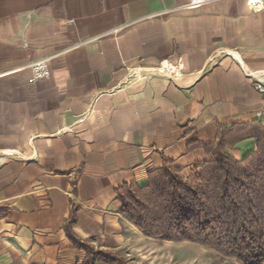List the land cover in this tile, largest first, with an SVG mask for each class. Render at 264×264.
<instances>
[{"label":"crops","instance_id":"obj_1","mask_svg":"<svg viewBox=\"0 0 264 264\" xmlns=\"http://www.w3.org/2000/svg\"><path fill=\"white\" fill-rule=\"evenodd\" d=\"M42 59L50 74L31 82ZM162 60L181 75H151ZM256 80L264 8L247 0H0V264L83 261L71 210L77 238L136 262L157 238L117 188L146 185L164 158L196 180L220 127L258 123ZM256 141L225 151L240 159Z\"/></svg>","mask_w":264,"mask_h":264},{"label":"trees","instance_id":"obj_2","mask_svg":"<svg viewBox=\"0 0 264 264\" xmlns=\"http://www.w3.org/2000/svg\"><path fill=\"white\" fill-rule=\"evenodd\" d=\"M247 137L257 139L255 151L236 159L225 149ZM196 180L184 177L167 158L148 174V183L124 184L116 192L122 213L144 235L165 241L195 242L236 264H264V124L220 127L207 149ZM71 210L65 232L85 252L77 264H137L120 250L100 249L72 231Z\"/></svg>","mask_w":264,"mask_h":264},{"label":"rangeland","instance_id":"obj_3","mask_svg":"<svg viewBox=\"0 0 264 264\" xmlns=\"http://www.w3.org/2000/svg\"><path fill=\"white\" fill-rule=\"evenodd\" d=\"M133 254L139 264H236L235 258L189 241L150 240L136 248Z\"/></svg>","mask_w":264,"mask_h":264},{"label":"built area","instance_id":"obj_4","mask_svg":"<svg viewBox=\"0 0 264 264\" xmlns=\"http://www.w3.org/2000/svg\"><path fill=\"white\" fill-rule=\"evenodd\" d=\"M207 0H189V6L199 5ZM252 10H260L264 8V0H247ZM31 70L29 80L36 82L49 76L50 71L46 59L37 60L29 64ZM181 63H173L169 60H162L150 70L151 75H160L170 79H176L181 75ZM255 89L263 98V105L257 112V120L264 124V80L255 81Z\"/></svg>","mask_w":264,"mask_h":264}]
</instances>
